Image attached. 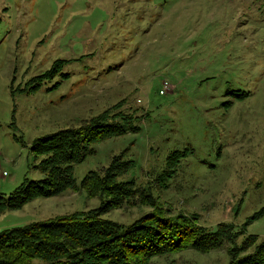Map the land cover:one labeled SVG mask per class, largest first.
Listing matches in <instances>:
<instances>
[{"label": "rangeland", "instance_id": "374dc122", "mask_svg": "<svg viewBox=\"0 0 264 264\" xmlns=\"http://www.w3.org/2000/svg\"><path fill=\"white\" fill-rule=\"evenodd\" d=\"M0 19L2 197L46 178L37 140L130 118L126 134L74 165L80 184L124 152L133 162L118 181H135L147 204L104 219L127 228L182 215L206 229L233 224L238 246L264 240V215L253 218L264 207V0H0ZM174 151L185 156L171 170ZM101 202L83 190L37 198L0 212V233ZM231 247L150 264H230Z\"/></svg>", "mask_w": 264, "mask_h": 264}, {"label": "trees", "instance_id": "16d2710c", "mask_svg": "<svg viewBox=\"0 0 264 264\" xmlns=\"http://www.w3.org/2000/svg\"><path fill=\"white\" fill-rule=\"evenodd\" d=\"M106 119H93L79 129L37 140L33 151L45 157L39 166L46 178L27 182L9 198L0 195V212L20 210L37 198L80 190L90 197H100L101 206L88 213L57 217L0 233V264H150L154 257L169 253L190 248L208 253L227 245H232L228 249L230 264H264V240L250 235L238 246L236 242L242 232L231 223H220L212 230L186 216L166 218L151 213L126 228L104 219L108 212L134 200L136 204H147L149 196L135 181H118L133 165L124 160L125 152L114 157L108 168L87 174L80 184L75 179L74 165L94 155L95 144L127 133L130 118L123 124L117 121L108 124ZM184 156V151L172 152L169 168L176 169ZM263 215L264 207L253 218Z\"/></svg>", "mask_w": 264, "mask_h": 264}]
</instances>
